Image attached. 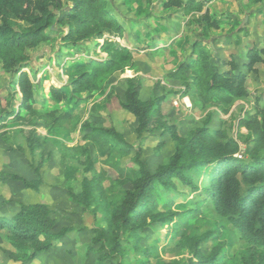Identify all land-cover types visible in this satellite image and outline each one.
I'll return each instance as SVG.
<instances>
[{"label":"trees","instance_id":"trees-1","mask_svg":"<svg viewBox=\"0 0 264 264\" xmlns=\"http://www.w3.org/2000/svg\"><path fill=\"white\" fill-rule=\"evenodd\" d=\"M156 1L163 10L182 11L206 30L220 26L219 22L211 20L208 11L197 16L204 10V1ZM114 9L115 2L111 0H0V67L11 75V89L6 95L0 91V122L13 119L29 125L42 123L49 131L68 122L72 130L77 129L81 123L77 114L59 109L41 111L35 107L38 85L26 70L30 60L28 50L52 41L55 36H59L67 48L96 41L106 53L105 57L65 69L69 81L67 92L55 85L49 87L50 94L59 101L68 96L75 99L83 93L93 97L111 87L116 73L135 69L137 64L132 48L116 40L125 34L126 27ZM151 12L147 11L146 20ZM142 21L136 19L135 23L140 26ZM103 38L102 43L98 42ZM260 62H264V47L249 50L246 71L240 70L233 61L226 62L229 69H225L214 62L210 44L201 39L192 43L190 57L168 77L179 81L181 97H188L194 108L205 114L202 126L189 138L174 133L175 152L155 172L141 159L139 150L135 156L138 168L121 170L122 177L112 182L110 187L128 183L132 187L114 196L113 207H94V214L102 213L103 226L94 228L92 239L93 244L99 246V264L107 263L123 249L135 254L149 253L141 246L143 233L156 226L170 229L173 241L192 253V258L185 261L174 259L163 264H224L227 242L220 240L224 232L220 224L201 231L207 219L202 210L209 206L215 209L221 221L231 223L235 233L245 241L240 264H264V103L256 102L252 109L243 110L244 114L237 118V128L246 129L247 134L235 137L232 133L236 126L233 107L248 97L249 73L255 71ZM124 82L127 87L121 106L137 117L138 136L143 138L161 129L165 123L158 116L160 99H140V77L126 78ZM112 91L113 87L107 96ZM229 114L230 120L222 117ZM215 119L218 123L213 124ZM81 128L87 130L83 135L84 144L66 146L64 156L67 153L70 158L85 156L88 173L79 194L71 186L67 191L89 209L107 193L98 185L92 148L115 152L122 159L133 147L116 128L93 127L88 121ZM242 144L246 145V158L238 157ZM64 161L68 162L65 158ZM74 172L68 164L66 177L72 178ZM204 176L208 177L207 183H201ZM6 177L34 190L42 184L41 179L27 180L17 174ZM175 179L199 193L194 207L175 210ZM94 180H97L95 187ZM56 227L52 209L43 203H22L12 218L0 216V230L7 232L14 248L13 256L22 264L52 249L70 230L55 231ZM211 241L214 244L207 249ZM92 249L93 246H87V253Z\"/></svg>","mask_w":264,"mask_h":264},{"label":"rangeland","instance_id":"rangeland-1","mask_svg":"<svg viewBox=\"0 0 264 264\" xmlns=\"http://www.w3.org/2000/svg\"><path fill=\"white\" fill-rule=\"evenodd\" d=\"M111 1L115 2V14L126 27L125 34L118 40L121 44L132 48L137 61L136 68L116 73L112 77L111 87L93 97L83 93L75 99L68 96L67 99L59 101L50 94L49 87L55 85L67 92L69 81L64 70L90 59H102L106 53L101 50V46L96 41L67 48L58 38L59 36H55L52 41L43 43L34 50H28L30 60L26 70L38 85L35 107L41 111L68 110L81 118L80 125L72 130L71 123L66 122L64 126L49 131L42 123L29 125L20 121L15 122L13 119L0 122V216L12 218L19 211L22 203H43L52 209L53 216L57 220L55 231L70 229L59 239L56 246L41 253L35 260L24 264H99V246L94 245L92 239L95 235L94 228L103 226L101 225L102 213L94 214V207L95 205L102 206V208L113 207L114 196L132 187L130 183L110 187L112 182L122 177L120 176L121 170L128 171L131 168H138L135 156L139 150L141 159L148 163L151 172H155L175 152L174 133L189 138L195 130L202 126L205 114L194 108L192 102L185 100L186 97H181V92L178 91L182 88L181 83L168 77V74L179 65L178 55L183 54L184 59L191 55V46L189 44L187 48L183 46L184 38L192 40L193 37H202L210 42L211 38L216 36L214 38L222 37L225 40L224 44L227 41L231 44L232 35L240 41V38L244 39L246 34V36H251L252 42H249V48L264 47V0L222 1L223 6L231 3L227 5V11L224 10L218 15L224 18L222 21L224 23L226 21L228 26L230 22L235 21L234 16H231L232 13L237 12L239 16L237 26L243 24L239 30L223 31L218 34L213 33L212 30H206L203 26H198L197 23L191 21L190 17L188 18L181 12L176 13L173 10L166 11L159 8L155 0ZM149 10L152 14L146 20V13ZM252 13L260 15L262 28L258 21L248 22L249 25L246 28L248 23L245 25V22H242L243 17L250 15L251 20ZM209 16L211 20L219 22L220 28L221 21H217L214 17L217 15L209 14ZM140 18L143 21L139 26L135 20ZM156 36L160 38L156 41L153 38L150 41L151 37ZM175 36L177 38L173 39ZM102 40L104 41V38ZM102 40L98 42L102 43ZM176 41L180 43L176 44ZM258 41L260 45L256 43ZM242 51H244L242 47L237 49L236 58L246 59L248 62V58L240 54ZM0 75V91L6 95L11 89L9 86L11 75L5 73L1 67ZM133 77H140L142 81L140 99L144 101L160 99L157 105L158 116L165 123L161 129L145 134L143 138L137 134L139 125L137 117L121 106V100L124 98L127 87L124 79ZM112 87L113 91L107 96ZM19 105L20 103L17 107ZM236 109L234 110L236 126L232 133L238 137V134H247L248 131L244 128L240 130L237 128V118L244 114V106L239 105ZM222 117L230 120L228 119L230 114ZM85 121L90 122L93 127L116 128L124 134L133 147L131 153L122 159L117 157L115 152L92 148L91 156L100 182L98 185L107 193L89 209L84 203L75 201L67 191L69 186L75 190L76 194L82 191L83 181L88 173L85 168L86 157L70 158L69 153L65 154L67 157L64 156L66 146L84 144L83 135L87 130H83L81 125ZM216 123L218 120H213V124ZM245 152L246 145L242 144L238 157L246 158ZM64 158L68 162L64 161ZM68 164L75 170L74 176L70 179L66 177ZM8 174H17L27 180L41 179L42 184L38 190L27 188L21 181H9L6 177ZM201 178V183L209 181L208 177ZM96 181H93L94 187ZM175 183L177 187L173 192L177 196L175 210L194 207V201L200 198L199 193L192 192L189 186L177 179ZM112 188L114 190L110 191ZM169 198L170 196L167 197ZM202 215L207 219L202 224L201 231L213 228L216 223H219L224 231L220 238L227 242L224 264H240L245 241L238 233H235L232 224L227 220L221 221L211 206L204 208ZM169 232L170 229L164 226L149 228L143 233L145 238L141 242V246L149 253L135 254L132 250L123 249L105 264H163L174 259L185 261L192 258V253L178 246ZM209 244L207 249L214 242L211 241ZM87 246H93L90 253H87ZM13 252L14 248L9 242L7 232L0 230V264H22L16 261Z\"/></svg>","mask_w":264,"mask_h":264},{"label":"crops","instance_id":"crops-1","mask_svg":"<svg viewBox=\"0 0 264 264\" xmlns=\"http://www.w3.org/2000/svg\"><path fill=\"white\" fill-rule=\"evenodd\" d=\"M137 1H142V0H137ZM201 1L205 2L204 10H203V12L198 13L197 16L202 15L203 13L208 11L209 14H212V15L216 14L217 16H214V17L217 19V21H219V20L221 21V27L219 29H215V28L212 29L213 33H217L218 34V33H223V31H234L236 29H238V30L240 29V26L243 23H241V24H239L237 26V23H238L237 21H238V17H239L236 14L237 12L232 13L231 16H234V20L235 21L230 22L228 24V26L226 25V21H225V23H224V21H222V19H224V18L221 17V16H218L221 13H223L224 10L227 11L228 10V6L227 5H231V3L224 5V6H226V7H224L222 5V1H224V0H201ZM231 7L234 8L233 6H231ZM151 8H153V7H151ZM180 12L183 13L182 11H179V12H176V13H180ZM251 12H253V9H251ZM252 14H253V17H252L251 20L249 18L250 15H247V16L243 17L242 22H245L244 24L246 25L248 22L250 23V22H257L258 21L260 28H262L260 15H257L255 13H252ZM187 17L189 18V16H187ZM249 23L246 25V28H248ZM261 31H262V29H261ZM222 35H224V34H222ZM171 36H173V34H171ZM214 37H216V36H213V39L211 38L210 42H207V40L202 39V37H195V38L193 37L192 40H189V38H184L183 46H185V48H187L188 44H189L191 46V51H192V43L195 40L201 39L204 42L210 44V48L212 47L211 49L213 50V53H214V62L216 64H218L220 67L225 68V69H229L228 68L229 65H225V63L233 61V62H235L238 65L240 70L246 71V65H245L247 63L246 59L238 60L236 58L235 52L237 51V49L239 47H242V48H244V51H242L240 54L242 56H244L245 58L246 57L248 58L249 50L253 49L252 47L249 48V42H252L251 41V36H248V35L246 36V34H245V38L244 39L240 38V41H239V40H236L234 38V35H232L231 41H233V42L231 44L229 43V41H227L224 44L223 42H225V40L222 37H217V38H214ZM153 38L156 41L160 37H158V36L151 37L150 41H152ZM175 38H177V36H175L173 39H175ZM118 39L120 40L121 37H117L116 38V40H118ZM100 40H102V39H99V41ZM119 42H121V41H119ZM175 43L177 44V43H180V42L176 41ZM256 43L258 45H260L259 41L256 42ZM155 44H156V42H155ZM182 56H183V54L178 55L177 60H179V64H180L181 61L183 62V61L187 60L186 58L184 59ZM188 57H190V56H188ZM176 69H177V67L173 71H175ZM247 88H248V97H246L244 100H239L238 102H236L235 106L233 107V110L236 111L237 110L236 107H238L239 105H243L244 106V111L246 109L250 110V109H252L255 106L256 102L259 101L261 104L264 103V62L258 63L255 66V71H252V72L249 73V77H248V81H247ZM251 98H254V99L252 100Z\"/></svg>","mask_w":264,"mask_h":264},{"label":"built area","instance_id":"built-area-1","mask_svg":"<svg viewBox=\"0 0 264 264\" xmlns=\"http://www.w3.org/2000/svg\"><path fill=\"white\" fill-rule=\"evenodd\" d=\"M117 38V37H116ZM185 100H187V101H189L190 103H191V101H190V99L188 98V97H186V99ZM188 105V104H187Z\"/></svg>","mask_w":264,"mask_h":264},{"label":"water","instance_id":"water-1","mask_svg":"<svg viewBox=\"0 0 264 264\" xmlns=\"http://www.w3.org/2000/svg\"><path fill=\"white\" fill-rule=\"evenodd\" d=\"M53 29H55V27H53Z\"/></svg>","mask_w":264,"mask_h":264}]
</instances>
